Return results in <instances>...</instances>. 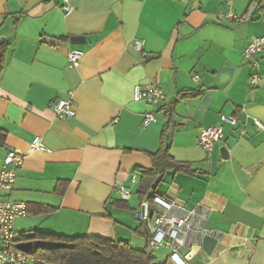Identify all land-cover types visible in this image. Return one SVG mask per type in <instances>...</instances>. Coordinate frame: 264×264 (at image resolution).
<instances>
[{"label": "crops", "instance_id": "crops-1", "mask_svg": "<svg viewBox=\"0 0 264 264\" xmlns=\"http://www.w3.org/2000/svg\"><path fill=\"white\" fill-rule=\"evenodd\" d=\"M68 1L70 13L65 0H0V168L10 150L25 155L8 195L28 208L15 223L18 236L101 237L145 249L136 233L138 170L152 167L168 106L191 91L199 94L177 105L168 144L193 174L167 172L157 195L212 209L207 228L223 239L188 264H264V51L243 58L264 36V0ZM74 50L83 57L70 67ZM254 74L260 86L250 84ZM149 84L165 93L157 106L134 100L135 87ZM58 99L70 100L76 117L57 118ZM151 112L156 121L144 126ZM223 116L246 121V134ZM211 126H222L224 139L208 153L199 138ZM36 137L46 151L30 154ZM118 185L130 188L129 201ZM158 251L156 264H174Z\"/></svg>", "mask_w": 264, "mask_h": 264}, {"label": "built area", "instance_id": "built-area-1", "mask_svg": "<svg viewBox=\"0 0 264 264\" xmlns=\"http://www.w3.org/2000/svg\"><path fill=\"white\" fill-rule=\"evenodd\" d=\"M230 4L233 0H221ZM67 13L71 12L69 1L65 0ZM230 20H237L238 17L232 11L227 14ZM136 49H141L143 42L136 40L133 43ZM264 51V36L253 38L243 52V58L246 61L253 62L255 57ZM83 52L74 50L68 55L70 67H77ZM195 79H198L196 76ZM252 86H260L262 79L259 75L250 77ZM134 100L137 102H146L151 106H157L165 100L164 91L156 85H147L142 87L137 85L134 89ZM52 111L59 119L76 117L73 104L70 100L58 99L52 106ZM222 120L239 132L246 134L247 122L235 117L223 116ZM156 121L154 113H147L144 116L143 125L148 126ZM256 125H261L257 120ZM224 139V130L222 126H211L203 129L199 138V146L208 153H211L215 145ZM36 151H46L41 138L33 139L29 153ZM25 155L10 150L4 159L3 167L0 168V264H46V261L30 253L19 249V245L29 243L18 236L15 230V223L18 218H27L29 216L27 204L11 200L8 195L14 190L16 182V173L14 167L23 165ZM138 182V177L133 176L131 183ZM116 191L124 201L131 198L130 188L118 185ZM212 209L205 205H199L193 210H188L184 205L165 196L155 195L146 196L140 205V212L137 214L139 220L146 228L149 234V245L151 254L156 256V252L165 248L169 251L168 260L174 264H188L185 256L180 253L181 248H187L190 251L194 247H201L197 255L204 251L202 249L205 238H212L218 243L223 239L219 232L207 228ZM196 255V256H197Z\"/></svg>", "mask_w": 264, "mask_h": 264}, {"label": "trees", "instance_id": "trees-1", "mask_svg": "<svg viewBox=\"0 0 264 264\" xmlns=\"http://www.w3.org/2000/svg\"><path fill=\"white\" fill-rule=\"evenodd\" d=\"M5 44L0 48V76L5 65ZM199 93L187 91L178 94L167 110V122L161 137V147L155 154H151V169H139L141 184L138 191L139 199L157 195L152 190L156 180L167 172L175 174H193L190 167L179 163L170 155L168 144L169 132L173 126L174 112L177 105L184 99L192 98ZM163 179L161 180V182ZM160 182V183H161ZM64 184V183H63ZM57 192L63 193L60 185ZM124 208L127 205L118 202ZM136 233L146 240V247L137 250L128 241H115L101 237H67L62 235L34 233L23 235L22 239L33 244V255L43 258L47 264H156L157 259L151 254L149 234L143 225L136 229Z\"/></svg>", "mask_w": 264, "mask_h": 264}, {"label": "water", "instance_id": "water-1", "mask_svg": "<svg viewBox=\"0 0 264 264\" xmlns=\"http://www.w3.org/2000/svg\"><path fill=\"white\" fill-rule=\"evenodd\" d=\"M71 42L74 45H80V44L85 43V40H84L83 37H74V38L71 39ZM0 44H2V41L0 42ZM154 57L155 56H146V59H148V60L149 59H154ZM162 179H163V177L160 176L156 180V182L154 183V185L152 187V190H157V186L160 184ZM217 245H218L217 240L212 239V238H205L203 246H202V249L204 250V252L206 254L211 255L213 253V251L215 250V248L217 247ZM18 247H19L20 250H22L24 252H27V253H30L33 250V248H34V246H33V244L31 242L20 244ZM200 249H201V247H194L190 251L187 248H181L180 249V253H181L182 256L186 257V260L190 261L197 255V253L200 251ZM163 262H166V260H163ZM158 264H162L161 261L160 262L158 261Z\"/></svg>", "mask_w": 264, "mask_h": 264}, {"label": "rangeland", "instance_id": "rangeland-1", "mask_svg": "<svg viewBox=\"0 0 264 264\" xmlns=\"http://www.w3.org/2000/svg\"><path fill=\"white\" fill-rule=\"evenodd\" d=\"M2 39V38H1ZM1 39H0V41H1ZM134 196H136V192L134 193ZM139 238H141L140 240H142V242H144V244L142 245V246H140V247H144V245H145V239L143 238V237H139ZM139 240V239H138ZM132 246H134V244H131ZM135 247V246H134ZM137 247V246H136ZM158 253L159 254H169V251L168 250H166L165 248H163V249H161V250H159L158 251Z\"/></svg>", "mask_w": 264, "mask_h": 264}]
</instances>
